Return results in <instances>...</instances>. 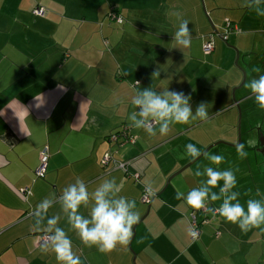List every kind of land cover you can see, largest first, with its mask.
Segmentation results:
<instances>
[{"label":"crops","instance_id":"1","mask_svg":"<svg viewBox=\"0 0 264 264\" xmlns=\"http://www.w3.org/2000/svg\"><path fill=\"white\" fill-rule=\"evenodd\" d=\"M37 5L45 8L44 16L33 13ZM247 5L248 0H0V264H58L53 252L37 244L42 233L33 230L30 213L77 178L90 192L115 178L119 195L135 200L140 215L129 244L110 253L85 246L62 218L59 226L82 264H264V230L243 233L200 210L198 220L209 222L193 240L189 218L195 210L175 199L177 188L187 193L199 186L202 178L194 172L209 165L208 153L224 156L221 170L235 171L241 203L264 198V110L244 87L253 65L264 74V17ZM112 9L121 23L109 17ZM177 12L192 32L191 46L183 50L172 41ZM227 19L239 32L225 40L218 33ZM213 32L215 48L207 54L203 43ZM148 87L190 95L193 112L204 102L211 118L173 125L164 136L158 129L149 136L130 127L134 143L110 144L111 133L130 126L131 97ZM187 144L203 155L191 160ZM237 144L247 152L243 159ZM45 146L50 157L39 177L35 170ZM111 147L117 158L130 161L127 171L102 167ZM145 189L154 193L150 203L141 201ZM58 213V204L49 210V216Z\"/></svg>","mask_w":264,"mask_h":264},{"label":"clouds","instance_id":"2","mask_svg":"<svg viewBox=\"0 0 264 264\" xmlns=\"http://www.w3.org/2000/svg\"><path fill=\"white\" fill-rule=\"evenodd\" d=\"M247 6L258 17H264V0H248ZM173 15L179 21L177 30L172 34L175 48H189L192 42L189 21L182 19L179 12ZM248 75L250 78L244 87L249 90L250 98H254L259 109L264 110V74L259 66L253 65ZM154 77H159L158 71L152 74V79ZM135 84L137 88L140 87L139 81H135ZM190 101L191 96L183 92L168 88L159 92L153 87L142 88L131 97L134 110L128 115L130 127L143 130L149 136H156L158 129L159 135L164 136L173 125L189 124L194 120L206 122L211 118L206 103L201 102L193 112ZM236 152L241 159L247 156L243 144L236 145ZM185 154L193 161L203 155L194 144L185 146ZM205 159L209 165L202 168L197 165L194 172L196 177L202 178L199 186L187 193L177 188L175 199L183 200L196 211L204 210L214 218L219 215L237 225L243 233L254 228L264 230V198H250L241 203L240 192L234 190L237 187L235 171L232 168H219L225 160L224 156L208 153ZM120 191L115 178L103 179L91 192L85 181L77 178L58 195L53 193L37 203L30 215L33 230L42 233V251L53 252L58 264H82L80 256L73 251L68 233L59 226L62 218L66 219L70 229L85 246H96L102 253H110L118 246H127L140 215L136 211L135 200L119 195ZM148 194L154 195L150 190ZM256 195L260 196L259 190ZM217 201L220 202L219 206L213 207ZM57 204L60 213L49 216V210ZM81 208L88 210L87 216L81 212ZM190 234L195 236L196 229H191Z\"/></svg>","mask_w":264,"mask_h":264},{"label":"built area","instance_id":"3","mask_svg":"<svg viewBox=\"0 0 264 264\" xmlns=\"http://www.w3.org/2000/svg\"><path fill=\"white\" fill-rule=\"evenodd\" d=\"M32 11L37 16H44V14H45V8L41 5L35 6ZM109 17L111 18V20H114V21H117L120 23L123 21V17L121 15H119L115 9H112L110 11ZM232 32H239V28L236 24L232 23L230 20L227 19L225 22L223 32L218 33V35L221 38L226 40L227 37L229 36V34ZM214 35H217V32L215 34H214V32L209 34L207 40L203 43V50L207 54H210L211 52H213V50L215 48ZM129 132H130V126L124 125L121 130L114 132V133H111L108 136V141L110 144L118 145V146H121V145L126 144V143H134L135 137L132 136ZM49 157H50V154H49L48 147L45 146L41 150V153H40V164L35 170V173L37 176H39V177L44 176V174L46 172V167H47V162H48ZM101 164H102V167L104 169L108 168V170H110L111 168L112 169L114 168V169H122L124 171H127L128 166L130 164V161L121 160V159L117 158L115 156V150L113 149V147H111L102 156ZM21 192L26 195L27 193H29V190H28V188H25V189H22ZM148 193H149V190L145 189V191L143 192V195L141 197L142 202H145V203L151 202L153 195H149ZM212 206L216 207L214 205H212ZM201 211L206 213L204 210H201ZM198 212L199 211H196V210L193 211L190 215V218H189L192 229L193 228L196 229V235L191 236L193 240L200 237V234H201L200 226H201V224L209 222L208 217H205L200 222L198 220V217H197ZM217 235H219V233H217ZM39 236L40 237H39V240L37 241V244L40 245V244H42V234Z\"/></svg>","mask_w":264,"mask_h":264},{"label":"water","instance_id":"4","mask_svg":"<svg viewBox=\"0 0 264 264\" xmlns=\"http://www.w3.org/2000/svg\"><path fill=\"white\" fill-rule=\"evenodd\" d=\"M190 164H188V166H189ZM171 180V178L169 179V181Z\"/></svg>","mask_w":264,"mask_h":264}]
</instances>
